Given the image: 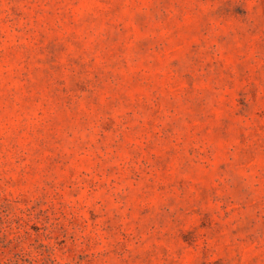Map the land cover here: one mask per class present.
<instances>
[{
    "label": "rangeland",
    "instance_id": "1",
    "mask_svg": "<svg viewBox=\"0 0 264 264\" xmlns=\"http://www.w3.org/2000/svg\"><path fill=\"white\" fill-rule=\"evenodd\" d=\"M0 264H264V0H0Z\"/></svg>",
    "mask_w": 264,
    "mask_h": 264
}]
</instances>
